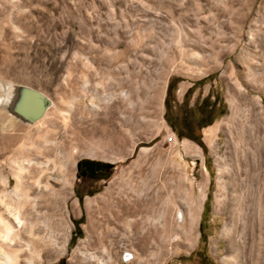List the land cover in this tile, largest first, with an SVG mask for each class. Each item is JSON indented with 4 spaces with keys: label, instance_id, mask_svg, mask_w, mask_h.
<instances>
[{
    "label": "rangeland",
    "instance_id": "obj_1",
    "mask_svg": "<svg viewBox=\"0 0 264 264\" xmlns=\"http://www.w3.org/2000/svg\"><path fill=\"white\" fill-rule=\"evenodd\" d=\"M202 78L188 107L210 91L211 99L220 92L226 103L210 124L217 125L211 144L204 127L195 129L206 149L180 139L168 121ZM170 81L174 100L167 113ZM19 84L52 102L33 123L9 111V86ZM92 100L106 105L100 114L90 115ZM80 159L113 166L81 201ZM206 175L196 242L181 245L180 230L181 240L166 248L150 240L146 249L138 246L154 219H170L171 202L182 214L189 209ZM64 184L54 210L45 192L57 194ZM235 190L247 202L264 192V0H0V212L25 211V239L36 234L43 242L23 249L20 264H220L230 211L219 199L232 201ZM122 200H138L123 215L130 226L117 216ZM79 208L84 215L75 234L72 215ZM25 239L13 243L26 247Z\"/></svg>",
    "mask_w": 264,
    "mask_h": 264
},
{
    "label": "bare ground",
    "instance_id": "obj_2",
    "mask_svg": "<svg viewBox=\"0 0 264 264\" xmlns=\"http://www.w3.org/2000/svg\"><path fill=\"white\" fill-rule=\"evenodd\" d=\"M19 86L20 85H10L9 86L11 89V92H12L11 98L9 99L10 101H7L9 111H10L11 104L13 103L14 99L17 96ZM110 98L106 97L103 100H101L100 98L99 99L102 101L101 103H105ZM95 102H96L95 100H92L86 106L88 111L91 113L90 115H92V113L93 114H100L101 113L100 108L104 106V105H101L100 102L99 103H95ZM51 103L52 102H50V105H51ZM70 104L72 106V103H70ZM50 105L48 106V108L50 107ZM111 107L112 106H110L109 108L111 109ZM57 108H59V107H57ZM47 109H46V111H47ZM68 110H70V109L68 108ZM45 112H44V114H45ZM66 113H69V111ZM84 113H86V112H84ZM87 114H89V113H87ZM103 114L104 113L102 112V115ZM106 115H105V117H106ZM102 118H104V117L103 116L100 117V119H102ZM35 121H33V122H35ZM33 122H27V123H33ZM216 129H217V125H214V126L209 125V126H206L203 128V130H202L203 139L207 143H209V144L212 143ZM170 138H171L172 142H174V143L178 142L177 138L174 135H171ZM188 147L190 149H192L193 146L188 145ZM192 151H194L196 153L199 152V147L196 145ZM20 172L16 173L17 186L21 185V182H23L22 181L23 175ZM207 179H208V177L206 175L205 180H202L203 182L199 186L198 198L190 203V207L187 211L184 210V213L182 214L181 209L179 208V205L175 204V202H171V205H173V206H172V210L170 212L171 213L170 219L163 218L161 222H160L159 218L154 219V222H157V223L152 224V230H150L149 233L142 234L139 237V239L137 241L138 246H140L142 249H146L150 243L149 242V240H150L151 243L154 244V246L166 248L167 245L171 241L178 240V239L181 240L179 231L182 230L184 235H183L181 245H184L185 247H191L196 242V240L198 238V234L195 233V228H196L198 221H199L200 212L202 209V203L206 197V191L205 190H206V185H207ZM23 188H25V187H23ZM54 190L55 189L52 188L50 190V192L49 191L45 192L48 195L47 196L48 199H46L47 204H49V206L52 207V209L58 203L60 204V201H61L60 199L62 198V193L66 192L67 186H66V184L61 185L58 188L59 193L57 192V194L53 193ZM29 193H31V191ZM25 196H28V194L25 193ZM41 196H43V195H41ZM44 197L46 198V194ZM35 199H37V198H35ZM245 200L246 199L243 197V195L241 193L237 192V190H235L234 197H233L232 201H224V200L219 199V201H220L219 204L222 207L223 206H225V207L229 206V211H230L229 212L230 213L229 220L224 223V225L221 229L222 230L221 234H220L221 237L224 238V240L226 241V254H225V256H223L221 258L220 264H249V263L250 264H264V235H263L264 192H260L256 196H253V194H252L249 197L248 202ZM136 202H138V200L134 201V202H130V201L127 202L124 200L121 201V205H120L121 210H120V212L117 213V216L120 220L125 221L128 226L132 225L133 222L130 218L127 219L123 215L132 213L133 210L135 209L134 205L137 204ZM85 203H86V205H89L91 203V199L87 198ZM46 206H48V205H46ZM55 208H54V210H55ZM20 212H21V210H20ZM24 213H25V211H23V214ZM60 213H62V212L60 211ZM23 214H21V215H23ZM21 215L19 214V209H18V212H13V210H12V212H10V209H9V211L7 212V215H5V214L3 215L0 212V222H2L6 228V233L0 234V264H11V263L20 264V259H21V255L23 253L22 252L23 249H25V248L29 249V246H31V245H34L35 247H39V248L42 247L43 242L41 243V241H39V240H41V239H39V238H41V236H38L35 234L33 236V237H35L34 240L29 239L30 238L29 236H28L29 238L27 237L28 239H25L26 237L24 236V232H26L27 229L25 231H24V229L26 227L28 228L29 225L26 223L27 222L26 220H25L26 222H24V220H22V218H24V217H22ZM24 215L26 216V213ZM60 215L61 216H59V215H57V216H59L60 220L63 223H66L67 220H65L64 214H60ZM26 218H28V217H26ZM49 218L55 219V213L52 212V214L49 215ZM28 220H30V218H28ZM49 221H51V220H49ZM25 223H26V225H25ZM35 224H37V223H35ZM86 228L88 230L91 229V220H88V225L86 226ZM12 234H14V235L12 236ZM31 235H32V233H31ZM14 237L16 239L18 238L20 240L25 239L27 241L26 247H22L25 244L24 242H23L24 244H22V245L17 244V243L14 244L13 243ZM48 237H49V235H48ZM21 243H22V241H21ZM35 247H33V249ZM29 254H30V252H29ZM129 255L130 254L127 253L125 256V259H128L130 257ZM96 258H95V260H96ZM98 259L100 260V258H98ZM99 260H98V263H99ZM28 262H30V260ZM102 262H100L99 264H102ZM103 264H107V260H105L103 262Z\"/></svg>",
    "mask_w": 264,
    "mask_h": 264
},
{
    "label": "trees",
    "instance_id": "obj_3",
    "mask_svg": "<svg viewBox=\"0 0 264 264\" xmlns=\"http://www.w3.org/2000/svg\"><path fill=\"white\" fill-rule=\"evenodd\" d=\"M205 80L206 78H202L193 82V85L190 86L184 94V101L180 106L181 113L172 116V118L168 120L170 126L176 131L180 139L183 137L190 138L204 149H206V145L202 141L200 133H194L195 129L200 130L202 127L210 125L217 117L222 116L225 113L226 109V103L221 93L217 92L214 99H211V91L203 98L198 99L193 106L188 107L187 101L189 95L196 86L203 84ZM174 85L175 84L170 81L167 88V94L165 97V106L167 109V113L172 112L171 101L174 100ZM79 200L81 201V197H79ZM82 219L83 217L76 221L75 234H77L81 230L79 224ZM72 243L73 236L70 238L69 241V244Z\"/></svg>",
    "mask_w": 264,
    "mask_h": 264
},
{
    "label": "water",
    "instance_id": "obj_4",
    "mask_svg": "<svg viewBox=\"0 0 264 264\" xmlns=\"http://www.w3.org/2000/svg\"><path fill=\"white\" fill-rule=\"evenodd\" d=\"M19 85L17 96L10 106V112L24 122H33L44 114L51 100L34 87ZM79 165L80 162L77 163V166Z\"/></svg>",
    "mask_w": 264,
    "mask_h": 264
},
{
    "label": "flooded vegetation",
    "instance_id": "obj_5",
    "mask_svg": "<svg viewBox=\"0 0 264 264\" xmlns=\"http://www.w3.org/2000/svg\"><path fill=\"white\" fill-rule=\"evenodd\" d=\"M91 160V161H90ZM76 173L77 198L84 197L85 193L94 190L98 181L107 178L112 171V165L95 159H80Z\"/></svg>",
    "mask_w": 264,
    "mask_h": 264
},
{
    "label": "crops",
    "instance_id": "obj_6",
    "mask_svg": "<svg viewBox=\"0 0 264 264\" xmlns=\"http://www.w3.org/2000/svg\"><path fill=\"white\" fill-rule=\"evenodd\" d=\"M186 90V87H182V92H184ZM84 215V211L79 208L75 213H73L72 217H73V221L76 223V221H78L82 216Z\"/></svg>",
    "mask_w": 264,
    "mask_h": 264
}]
</instances>
